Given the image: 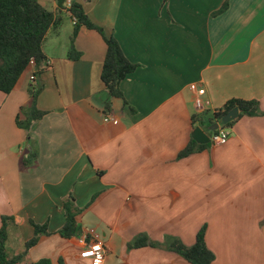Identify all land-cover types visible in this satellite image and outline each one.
I'll list each match as a JSON object with an SVG mask.
<instances>
[{
    "label": "crops",
    "instance_id": "obj_1",
    "mask_svg": "<svg viewBox=\"0 0 264 264\" xmlns=\"http://www.w3.org/2000/svg\"><path fill=\"white\" fill-rule=\"evenodd\" d=\"M37 1L58 11L56 0ZM225 1H83L91 21L138 65L120 85L123 98L110 102L104 39L81 28L72 42L73 20L60 14L44 41L46 61L32 63L9 95L0 92V228L3 217L12 219L11 257L34 238L33 225H46L24 261L93 264L79 243L93 228L106 249L103 264H190L164 248L130 244L145 234L191 247L206 226L212 264H264V116L242 117L226 144L179 158L197 127L211 136L209 117L229 100H258L264 112V0H230L214 16ZM72 46L78 61L67 58ZM35 73L46 115L27 131L16 119L30 106ZM193 84L211 102L203 114ZM108 115L118 124L106 123ZM203 115L205 126L194 129ZM70 196L84 212L80 236L66 239L59 232Z\"/></svg>",
    "mask_w": 264,
    "mask_h": 264
},
{
    "label": "trees",
    "instance_id": "obj_2",
    "mask_svg": "<svg viewBox=\"0 0 264 264\" xmlns=\"http://www.w3.org/2000/svg\"><path fill=\"white\" fill-rule=\"evenodd\" d=\"M91 0H72L68 6V0H56L58 11L52 12L41 5L37 0H0V92L9 95L17 86L22 75L28 70L32 63L38 67L46 61L43 52L44 41L53 27L61 22L63 11L69 13L72 20L76 19L72 35V42L78 35L81 28L95 31L102 36L106 43L107 51L103 63L101 80L104 91L108 96L109 102L115 98H123L121 83L138 68V65L132 63L124 55L123 50L113 35H109L102 26L91 21L84 11L82 2ZM230 0H226L222 7L214 13L218 16L229 8ZM69 60L78 61L81 54L72 46L68 53ZM35 85L31 84L29 89L30 106L28 109H22L23 118L18 115L16 119L17 126L29 131L32 124L43 119L46 112L38 109L37 101L44 91V83L38 81V73ZM109 106V103L107 104ZM239 110V117L228 124H222L223 118L233 111ZM264 116L258 100L231 99L220 110L214 112L208 121L209 127L220 122L222 127H231L238 119L242 117ZM205 115L195 116L193 119L194 129L197 125L205 126ZM204 118V119H203ZM215 132H211L213 134ZM206 145H200L195 140H191L188 147L183 150L179 158H186L196 152L201 151ZM36 158L33 152L25 161V165L31 164ZM66 212V223L60 235L66 239L80 236L81 225L79 217L84 210H80L72 196L64 203ZM11 218L3 217L0 228V264H52L49 259H42L38 262H26L29 249L34 247L39 236L47 233V226H34L35 236L27 242L25 250L11 257L7 250L9 238V223ZM206 226H203L197 233L195 244L191 247L186 246L177 238H167V244L151 241L147 235L141 234L130 244V249L144 247L164 248L184 258L190 264H212L216 260V255L211 251L206 243ZM81 233V234H80ZM80 234V235H79ZM59 264H64L59 261Z\"/></svg>",
    "mask_w": 264,
    "mask_h": 264
},
{
    "label": "built area",
    "instance_id": "obj_3",
    "mask_svg": "<svg viewBox=\"0 0 264 264\" xmlns=\"http://www.w3.org/2000/svg\"><path fill=\"white\" fill-rule=\"evenodd\" d=\"M72 0H68V6H70ZM77 20L74 19L73 23L76 24ZM36 77L33 75L31 77V84L35 85ZM191 91L195 94V106L199 114H203L208 111L211 107L210 100L204 99L203 94L204 90L200 89L197 85L190 86ZM106 123L118 124V119L113 116H106L104 118ZM215 133L210 136V143L219 146L224 145L228 142L230 137V131L227 128L222 126L219 127ZM79 243L82 247H84L92 258L93 264H103L106 258V249L104 243L102 241L100 233L96 229H88L83 232L79 238Z\"/></svg>",
    "mask_w": 264,
    "mask_h": 264
},
{
    "label": "water",
    "instance_id": "obj_4",
    "mask_svg": "<svg viewBox=\"0 0 264 264\" xmlns=\"http://www.w3.org/2000/svg\"><path fill=\"white\" fill-rule=\"evenodd\" d=\"M239 117V110L238 109H234L233 111H231L230 113H228L222 120V124L226 125L229 122L236 120ZM220 127L219 123L214 124L213 126H211L210 131L214 132L217 131ZM193 138L194 140L201 144V145H205V144H209L210 143V136L203 131L200 127H197L194 132H193Z\"/></svg>",
    "mask_w": 264,
    "mask_h": 264
},
{
    "label": "rangeland",
    "instance_id": "obj_5",
    "mask_svg": "<svg viewBox=\"0 0 264 264\" xmlns=\"http://www.w3.org/2000/svg\"><path fill=\"white\" fill-rule=\"evenodd\" d=\"M28 108H29V106L26 107V108H23V109H28ZM227 129L229 130V128H227ZM166 240H167V237H166V238L163 240V242H161V243H163V244H164V243L167 244V241H166ZM7 250H8V249H7ZM29 250H30V249H29ZM11 251H13V250H12V246H10V252H11ZM11 253H12V252H11ZM216 259H217V258H216Z\"/></svg>",
    "mask_w": 264,
    "mask_h": 264
}]
</instances>
